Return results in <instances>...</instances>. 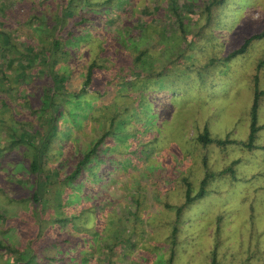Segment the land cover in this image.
I'll list each match as a JSON object with an SVG mask.
<instances>
[{
  "label": "rangeland",
  "instance_id": "1",
  "mask_svg": "<svg viewBox=\"0 0 264 264\" xmlns=\"http://www.w3.org/2000/svg\"><path fill=\"white\" fill-rule=\"evenodd\" d=\"M49 1L51 0H39L36 7L46 9ZM114 1L110 2L108 7L103 6L104 9L100 7L102 5H92L96 11L99 10V14L88 23L76 24L70 36L64 39L61 45L66 47L67 51L57 52L59 58L53 66L58 72L68 74L69 89L75 91L78 89L84 70L83 62L88 61L95 54L98 61L100 60L96 53L99 45L106 43V49L112 51H115L117 46H121L125 51L134 53L143 47L145 48L142 54L144 63L142 68L137 70L141 74L140 77L136 76L139 73L135 74L131 71L125 77L119 78L116 74L115 77L113 76V85L116 89L139 94L140 89L145 87L144 79L147 77L143 73L158 71L169 59L165 72L163 71L160 77L156 75L149 77L153 87L161 89L159 99L164 100V103H157L155 109L147 107L148 113L144 118L146 123L143 122V117L136 113L137 108L125 117L126 133L130 135L136 127V130L146 129L139 134L141 137L145 135L141 144L144 148L148 146L146 151L149 148L152 150V146L156 154L145 153L138 158L135 157L136 149L132 147L133 142L130 138L109 139L106 143L108 147L102 150L103 157L94 158V162L85 171L86 180H81L79 188L71 194L75 201L72 205L84 206L98 198L105 205V214L108 213L113 217L121 214L116 219L108 218V214L104 215L100 226L97 227V231L103 226L106 227L107 232L115 230L113 233L119 234L123 239L129 236L112 245L118 257L116 264H165L166 249L164 250L162 245L153 239L167 231L166 225L163 224L164 220L172 221L173 204L170 202L177 199L181 190L178 177L186 176L191 180L190 184L195 185L202 169L201 155L205 156L206 166L213 171L237 158V162L232 165V174L228 172L220 174L222 179L217 183H211L220 191L218 195L212 196L207 191L206 194L187 203L182 209L181 217L177 220L178 231L175 235L177 245H173L171 264L208 263L207 251L215 228L213 218L217 214L220 216L219 228L222 226L221 222L224 223L222 231L228 232L230 238L240 233L242 238L248 237L244 239L250 240L248 243L240 244L233 252L229 246L224 248L223 252L221 247H218L217 254L222 257H218L217 264H262L264 262V148L255 145H259L264 140V94L258 97L256 108L255 123L261 125L255 130L251 141L255 147L247 149L239 141L226 144L224 147L212 142L203 145L192 137L195 130L205 122V127L211 135L216 137L226 135L244 141L253 73L256 76L257 86L264 88V63L255 68L256 62L264 58V37L251 40L245 51L236 53L227 60L221 61V55L231 48L230 44L238 43L242 36L264 26V0H221L216 6L209 7L210 17L207 23L202 10L203 0H175L184 29L183 35L177 31L173 23L170 29L164 26V22L170 17L167 9L168 0ZM143 5L151 9L150 13L143 14ZM47 10L51 16L52 9L49 7ZM25 13H32L25 0H0V27L12 28L13 25H9L10 19L24 16ZM81 13H89L88 7H83ZM114 14L118 17L111 20L109 16ZM140 17L145 20V24L136 28ZM23 24L27 27V31L21 29L20 32H16L11 29L8 33L11 41L13 40L18 47L12 46L10 50L0 49L1 59L9 63L4 68L12 86L8 88L3 85L0 88V120L13 119V114L10 116L8 113V110H12L15 114H20V119L13 120L14 127L24 123L25 127L33 129L38 123L41 124L45 117L44 112L39 110L37 102L43 88V80L46 78L45 72L41 70L42 63L39 64L37 61L30 66L17 64L18 58L23 55L17 51L19 47L25 48V51L30 49L22 44L21 39H25V35L28 34L39 44L40 39L49 38L50 34L46 33L40 19L33 15ZM204 25L207 27L205 30L202 29ZM133 32H136L132 35L135 45L129 43L130 34ZM113 33H116L117 38L111 40ZM177 52L180 55L175 58ZM207 53L215 58L212 63L215 64L216 69H208V65H205ZM12 56L14 62L6 61ZM115 64L113 62L110 66L107 64L105 67H99L96 73H103V69L105 71L114 69ZM23 68L32 74H25L20 79H16L20 74H14L15 71L22 72ZM112 74L109 73L108 77L112 78ZM106 96L110 97V95ZM2 97L6 102H3ZM118 97L120 99H117V102L122 104L124 98L120 95ZM82 98L81 94L76 98L63 95L62 104L67 110L64 111L62 108V114L57 118L58 135L54 136L51 145L47 148L44 167L54 168L53 164L56 162L60 169H63L64 158L72 157L79 145L86 144L97 134V121L92 116L96 107L92 108L91 100ZM89 106H91L90 110ZM4 126L0 123V143H4L2 136L8 134ZM5 148L9 156L3 155L4 157L0 158L1 237L6 236V231L2 229L6 225L3 215L8 211L24 208L21 202H14L6 197V194L14 188L18 192V187H26L29 183L26 172L19 164V160L23 159V149L16 145ZM119 148L126 149L128 155L119 153ZM173 162H175L174 166ZM151 164L152 167H148ZM153 166L161 167L156 172L153 171ZM143 174L145 178L138 177ZM227 187L228 189L222 191ZM163 200L168 201V206L164 207ZM134 204L136 205L135 223L130 219L126 221V217H122L127 215L125 208L133 209ZM78 217L87 225L93 222L90 211L83 210ZM123 222H126L125 225ZM16 224H11L10 238L20 242L25 239L27 233L23 227L18 228ZM115 224L119 226L115 227ZM230 238H227L228 244L232 242ZM146 252L150 254L149 260H145ZM97 253L88 257L86 262L102 263V259L96 256ZM187 254L190 260L193 259L191 262L186 258ZM12 263L13 255L0 253V264Z\"/></svg>",
  "mask_w": 264,
  "mask_h": 264
},
{
  "label": "trees",
  "instance_id": "2",
  "mask_svg": "<svg viewBox=\"0 0 264 264\" xmlns=\"http://www.w3.org/2000/svg\"><path fill=\"white\" fill-rule=\"evenodd\" d=\"M37 1L39 2V0H25L27 7L32 10V13H25L24 16L10 19L9 25L12 24V28L0 27L1 50H10L12 46L18 47L13 40L11 41L8 33L11 29L16 32H20L21 29L27 31V27L23 22L29 20L31 15L40 19L41 23L45 26L44 29L46 33L50 34L49 38L40 39L39 44L28 34L25 35V39H21L23 42L22 44L24 47L30 49L25 51V48L21 49L19 47L20 49L18 48L19 51H17L18 53L23 54L17 60V64L19 65L26 66L29 64L30 66L35 61L39 64L42 63L43 67H41V70L45 72L46 78L43 80V88L40 93V98L38 97L37 100L39 110L41 112L43 111L45 114L42 123H38L36 127L33 125V129H28L24 126V123L14 127L13 120L20 119V114L17 115V113L15 114L12 110H8V113L10 116L13 114V119L0 120V123L5 125L4 129L8 131V134L2 136L4 143H0V158L8 155V150L5 148L7 146L16 145V147L22 148L23 159L19 160V164L26 172L29 182L26 187H18V192H16V188H14L11 192L6 194V197L12 199L14 202H21L24 208L20 207L17 211H8L7 214L4 213L5 215H3V217L6 220V225L2 229L6 231V236L1 237L0 235V253L13 255L12 264H88L86 259H89L88 257H92V255L98 252L96 256L102 259V263L100 264H116L118 257L112 245L128 238L129 236L127 235L128 237H124L123 239L119 234L113 233L115 230H113V232H107L105 226H103L100 231H97V227L100 226L104 215L108 214H105L106 208L103 202L96 198L84 206H73L72 204L75 203V201L72 199L73 197H71V194L79 188L81 180H86L85 171H87L90 164L94 162V158L97 159L103 157L102 150L108 147L106 143L111 138L115 139L116 137L119 140H122L125 137L130 138V141L133 142L131 144L132 147L136 149L135 157L139 158L145 153L147 155L150 153L156 154L152 146V150L149 148V150L146 151L148 146L147 148H144L142 146L143 144H141V142H143L141 140L145 139V135L141 137L139 134L145 132L146 129L143 128L142 130H136V127L135 131L130 135L126 133L125 117L130 115V111L132 112V110L137 108L136 113L138 112L137 114H140L144 119L148 113L147 107L155 109L157 103H164V100L162 101L159 99V90L161 89H155L150 78L155 75L156 77H160L161 73L163 71L165 72L169 59L158 71L154 73H152V71H146L143 73V75H146L147 77L144 79L146 81L144 82L145 87L144 89H140L141 92H139V94L124 92L116 89L113 85L115 74L120 78L128 75L129 71L134 72L135 74L139 73L137 70L142 68L144 63L142 54L144 53L145 48H139L138 51L134 53L131 51H125L121 46H117V49L112 51L106 49L107 45H105L106 43H103L98 46L99 50L96 52L100 57L99 61L95 54L92 55L88 61L83 62L84 70L79 81L78 89L73 91L69 89L68 86V74L65 72H58L57 68L53 66L59 58L57 52L60 51L61 53H65L67 51L66 47H62L61 45H63L64 39L70 36L69 34L72 29L75 28L76 24L88 23L99 14V10L96 11L92 5H102L100 7L104 9L103 6L108 7L109 3L114 0H51L47 3L46 9L43 10L36 7ZM220 1L221 0H203L202 10L206 23L210 17V8L216 6ZM167 4L170 17L168 21L164 22V26H168L169 28H167L170 29L173 23L176 26L177 31L183 35L184 29L182 27L179 12L176 9L175 0H168ZM86 6L88 7L89 13H81L83 7ZM49 7L52 9L51 16L47 12ZM156 8L159 7L156 6ZM150 10L151 9H149L148 6H142L143 14L145 12L150 13ZM157 11H159V9ZM109 17L113 20L116 19L118 15L114 14ZM142 17H140L139 22L136 24V28L145 24V20H142ZM3 21L5 20L3 19ZM205 26L206 25L203 26V30L207 29ZM63 28H65L64 32ZM46 33L41 34L44 35ZM135 33L133 32L130 34L131 38L129 43L132 45H135L134 41H132V35H135ZM263 37L264 26L242 36L238 43L230 44L231 48L221 55V61L227 60L236 53L245 51L249 47L248 44L251 40ZM115 38H117L116 33H113L111 40ZM109 43L110 42H108V44ZM198 51L200 52L199 48ZM179 55L180 54L177 52L175 58ZM205 57L206 60L204 63L205 65H208L207 68L214 69L215 64H213L212 61L215 58L208 53ZM6 61L11 63L14 62L13 56L8 57ZM113 62L116 63L114 69L108 71L103 69V73H96L97 68L105 67L107 64L110 66ZM261 63H264V58H261L256 62L255 68L260 66ZM8 64L9 63H6L0 57V88H2L3 85L8 88L12 87L11 79L5 72L4 68V66H7ZM109 73H113L112 78L108 77ZM14 74H20V76L16 78L20 79V77H23L25 74L30 75L32 73L25 71L23 68L22 72L17 70ZM136 76L140 77L141 74H136ZM80 94L83 96L82 99L92 101V108H94V106L96 107L92 116L95 118V121H97V134H95V136L86 144L83 143L82 146L79 145V147L75 149L76 151H74L72 157L68 159L64 158L65 167L63 169H60V166H58L59 164L56 162L53 164L55 165L54 168L44 167L47 148L51 145L54 136L58 135L56 132L58 129L57 118L62 114V108L64 111L67 110L62 104L63 95H66L68 98L72 96L73 98H76L77 95ZM263 94L264 88H259L257 86L256 76L255 73H253L251 77V97L247 109V131L244 141L235 140L226 135L222 137L211 135L205 127V122L195 130L192 137L193 140L200 142L203 145L212 142L219 147H224L226 144L239 141L242 142L241 144L247 149L255 146H258L261 149L264 148V140L259 145L255 146L251 142L255 130L261 125L255 123V117L258 97ZM106 95H110V97ZM119 95L124 98L122 104H120L121 102H117V99H120L118 97ZM127 98L130 99L127 100ZM2 100H4L3 102H6L4 97H2ZM91 106H89V110ZM143 119L141 120L143 121ZM143 122L146 123V120L144 119ZM129 131L130 129L128 130V133ZM150 144L152 145V142ZM118 152L128 155L124 148H119ZM24 155L27 156L25 157ZM57 162L59 161L57 160ZM161 162L163 163V161ZM200 162L202 169L200 175L196 179L195 185H191V180L186 176L180 175L178 177L181 184V190L177 199L170 202L173 204L172 221L164 220L165 223L163 224L166 225L167 231L153 239L154 241H157L158 244H161L164 250L166 249L165 264H171L173 245H177V243H175V235L178 231L177 220L181 217L184 206L206 194L207 191H209L212 196H214V194L218 195L220 191L215 185H211V183H217L222 179V177L219 176L220 174L226 172L232 174V165L237 162V158L230 160L228 164L215 171L206 166L205 156H200ZM174 165L175 162H173V166ZM148 167H152V164ZM160 167L161 166H153V171H159ZM164 167H162V169ZM138 177L145 178L144 174L143 176L138 175ZM153 177L156 178L157 176ZM226 189H228V187L224 188L222 191ZM134 202L136 203L137 200ZM168 204L167 200H163L164 207L168 206ZM132 208L133 209L130 207L125 208L127 215H122V217H126V221L130 219L135 223L136 205L134 204ZM83 210L92 213L93 222L89 225L82 222L78 217L79 213ZM130 213L132 215H130ZM120 216L121 214L117 217L108 214V218L111 219H116ZM219 217L220 216L217 214L214 215L213 218L215 228L211 234V244L207 251L209 257L207 264H217L219 261L218 257H222L220 254H217L218 247H221V251L223 252L224 248L229 246L233 252L236 247L240 246V244L250 242L249 239H244L248 237L242 238L240 236L241 234L238 233L231 237L232 242L228 244L227 238H230V236H228V232L222 231L224 223L221 222L222 226L219 228ZM222 218L223 217H221V219ZM15 223H17L16 226H18V228L23 227L26 230L27 234L23 241L19 242L10 238L12 230L11 224ZM125 223L126 222H123V225H125ZM117 226H119V224H115V227ZM110 238L111 240L109 241ZM253 244L256 245V243ZM92 246L93 250L97 252L92 250ZM89 247L91 248L86 251ZM186 256V258L189 257L188 254ZM149 257L150 254L146 252L145 260H149ZM188 260H190V258H188ZM192 260L193 259H191L190 262ZM262 264H264V262Z\"/></svg>",
  "mask_w": 264,
  "mask_h": 264
}]
</instances>
